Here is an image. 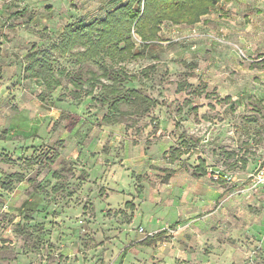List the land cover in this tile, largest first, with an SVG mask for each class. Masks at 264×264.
I'll return each mask as SVG.
<instances>
[{
	"label": "rangeland",
	"instance_id": "374dc122",
	"mask_svg": "<svg viewBox=\"0 0 264 264\" xmlns=\"http://www.w3.org/2000/svg\"><path fill=\"white\" fill-rule=\"evenodd\" d=\"M123 1L0 0V264H264V0L163 22L122 82L156 103L114 116L70 95L78 64L50 45ZM32 47L51 92L26 76Z\"/></svg>",
	"mask_w": 264,
	"mask_h": 264
},
{
	"label": "trees",
	"instance_id": "16d2710c",
	"mask_svg": "<svg viewBox=\"0 0 264 264\" xmlns=\"http://www.w3.org/2000/svg\"><path fill=\"white\" fill-rule=\"evenodd\" d=\"M219 1L124 0L110 8L106 7L104 14L92 21L87 22L79 18L66 24L58 40L50 45V50L61 56H73L74 63L78 64L76 70L65 72L72 86L70 95L74 99L91 95L101 104H107L108 110L112 111L114 116L124 114L125 111L121 108L124 104L135 108V112L139 114L149 111L156 103L154 99L122 85L123 81L136 78V75L125 71L124 62L142 56L148 45L159 39L163 22L195 24ZM134 35L140 40L139 49ZM32 48L26 55V76L40 79L45 90L51 92L61 85L62 76L51 67L49 49ZM261 62L264 64V59ZM86 63L94 64L96 69L88 65L85 68ZM102 78L108 82L102 81ZM86 82H89L88 87H84ZM96 84L102 89L97 96L94 95ZM10 178L20 181L23 175L10 174L7 179L9 185ZM166 231L167 229H161L154 235ZM154 235H147L137 243L149 244Z\"/></svg>",
	"mask_w": 264,
	"mask_h": 264
},
{
	"label": "built area",
	"instance_id": "2783aa9c",
	"mask_svg": "<svg viewBox=\"0 0 264 264\" xmlns=\"http://www.w3.org/2000/svg\"><path fill=\"white\" fill-rule=\"evenodd\" d=\"M221 173L219 172V171H214L213 172V174H212V176L214 177V178H219L221 175H220ZM224 178H226V179H229V177H230V175H228V174H226V173H224L223 175H222Z\"/></svg>",
	"mask_w": 264,
	"mask_h": 264
}]
</instances>
